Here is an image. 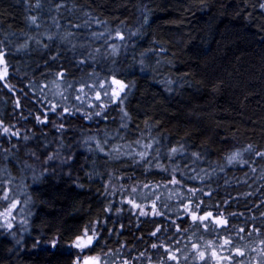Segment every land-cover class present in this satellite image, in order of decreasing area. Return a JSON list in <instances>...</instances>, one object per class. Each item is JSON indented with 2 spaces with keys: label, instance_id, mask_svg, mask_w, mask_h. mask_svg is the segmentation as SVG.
Returning a JSON list of instances; mask_svg holds the SVG:
<instances>
[{
  "label": "trees",
  "instance_id": "trees-1",
  "mask_svg": "<svg viewBox=\"0 0 264 264\" xmlns=\"http://www.w3.org/2000/svg\"><path fill=\"white\" fill-rule=\"evenodd\" d=\"M261 4L0 0V126L9 129L0 137V208L6 186L23 183L27 212L11 233L0 229V264H73L70 245L85 228L96 230L92 254L106 264H177L165 248L178 264L215 263L200 261L193 243L211 244L228 264H264ZM113 76L127 85L123 103L86 110L71 98L72 89L101 82L104 98ZM136 141L141 151L152 145L146 161L120 155ZM173 147L180 151L169 158ZM236 152L247 163L229 164ZM165 185L175 188L168 203L177 212L161 203ZM151 186L156 212L139 217L127 201L137 200L133 188ZM189 205L198 215L222 214L227 226L194 224ZM225 239L232 244L221 248Z\"/></svg>",
  "mask_w": 264,
  "mask_h": 264
},
{
  "label": "snow or ice",
  "instance_id": "snow-or-ice-1",
  "mask_svg": "<svg viewBox=\"0 0 264 264\" xmlns=\"http://www.w3.org/2000/svg\"><path fill=\"white\" fill-rule=\"evenodd\" d=\"M37 6H39V5H37ZM58 7H60V5H58ZM260 7L262 9H264V4H261ZM31 19H32V23L35 24L36 18L33 17ZM36 26L39 27L38 24ZM75 27H79V25H75ZM69 35H71V33H69ZM117 36L121 40L124 39V37L119 32H117ZM48 39L51 40L52 37L49 36ZM37 43H39V41H37ZM45 47H47V46H45ZM96 51H99V49H96ZM52 59H55V57H52ZM3 62H4V53L2 51H0V63H3ZM84 62L85 61H83V60L80 61V63H84ZM64 75H65L64 72H58L57 73V77L60 79H63ZM0 79H3V76H0ZM111 83L113 85H116L115 88L111 89V97H110L111 102L116 103L119 101L120 103H123V101L121 99V94L124 93L127 85L123 81L115 78V76L112 77ZM5 86L7 87V85H5ZM99 86H100V88H104V83L101 82ZM79 92L83 93L84 95H87V93H84L83 86L79 89ZM108 94H109V90L105 89L104 95L107 96ZM61 95H63V93H61ZM75 99L81 100V95H79V94L76 95ZM95 99L97 101L101 100V93L99 91L96 92ZM81 102L83 103L84 101L81 100ZM89 107H93V105H89ZM99 107L101 109H103L105 107V105L103 103H100ZM53 109H54V106H53ZM64 111L67 113L68 109L65 108ZM69 114H71V113H69ZM95 115L100 116L101 112L97 111L95 113ZM127 115L128 114L125 112L124 116H127ZM37 120H40V117H37ZM43 122H46V119ZM121 126L125 127L126 125L122 124ZM3 131H4V133H8L9 129L7 127H5V128H3ZM11 135L17 136L18 133L12 132ZM25 139H26V137H25ZM136 143L139 144L140 141H136ZM97 147L99 148V150L101 152H103V148H101L99 146V144L97 145ZM151 147H152L151 144H146V145H144L145 151L136 152L135 155L138 156L140 158V160L146 161L148 158V154H149L147 150L151 149ZM249 150H251V146H249ZM114 151L119 152V149L118 148L114 149ZM179 151L180 150L175 148V147L171 148L169 158H172V155L178 153ZM105 155H107V153H105ZM256 155L261 157V158H264V152H256ZM240 156H241L240 152H236V153L232 154L231 156L227 157L228 163L232 164L233 161L239 162L241 164L247 163L246 161H243V160H237V158ZM49 159H51V157H49ZM252 171L255 172L256 169L253 168ZM262 178H264V176H262ZM170 183L175 185V184H179L180 181L178 179H176L175 176H173ZM132 191L135 192L136 189L133 188ZM197 191H202V189H198V188H189L188 189V192L190 194H192L193 196L195 195V193ZM204 195H211V193L206 192V193H204ZM247 195L251 196L252 193H248ZM3 199L7 201L8 200L7 195H5L3 197ZM127 202L129 204H131V206L133 208H140V205L137 204L134 200H128ZM18 203H19V201H15V200L10 201L8 203V206L6 207L5 212L0 213V215L14 219V217L11 216V213L16 208ZM262 203H264V201H262ZM152 210L155 213V211H156L155 204L152 205ZM105 211H109V209H105ZM185 211L188 213L190 219L192 220V222L194 224H196V223L204 224V222L209 220V218H212L213 222L218 226H225L226 227L227 223H228L227 219L223 218L222 214H220L216 217H213L211 212H206L203 215H198L195 211L191 210V205L186 207ZM140 214L141 215H147V213H145L143 210H141ZM156 214H158V213H156ZM5 226L10 229L12 227V224L6 220ZM204 226H205V228H207L206 224H204ZM254 230L257 233H259V231H260L259 228H254ZM158 231H159V229L156 230V232H158ZM177 231H180L179 227H177ZM239 231L244 232L245 230H244V228H240ZM156 232H152L151 235L155 236ZM249 235H251V233H249ZM97 241H98V238H97L95 229L85 228L82 234L77 235L75 237L74 241L72 242V244L70 245V247H74L75 249L78 250L76 259L73 261V264H106L105 261H102V258L100 256L92 254V252L95 251L94 243H96ZM260 243L264 244V240L260 241ZM231 244H232V241L230 239H225L223 242V245H221L220 247L223 248V247L231 245ZM151 246L154 249L157 248V244H155V243H153ZM53 247H55V242L53 243ZM191 247L195 250V254L200 261H205L206 257H207L208 259L214 260L216 262V264H221L222 261L231 259V257H225V256L219 255L218 251L216 249L212 248L211 244H209L204 250H201L200 246L197 243H193L191 245ZM164 251L168 254L169 260L176 261L178 264V258L173 251H171L168 248H165ZM209 251H210V256H209ZM253 251H256V249H253ZM235 255L242 257L245 255V252L242 251L240 248H236L235 249ZM259 255L264 256V249H261L259 251ZM124 264H128V261L125 260Z\"/></svg>",
  "mask_w": 264,
  "mask_h": 264
},
{
  "label": "rangeland",
  "instance_id": "rangeland-1",
  "mask_svg": "<svg viewBox=\"0 0 264 264\" xmlns=\"http://www.w3.org/2000/svg\"><path fill=\"white\" fill-rule=\"evenodd\" d=\"M116 37H118L116 35ZM116 39V38H114ZM120 40V38H118ZM3 73H5V69L2 66V63H0V75H2ZM100 84H97L96 87L93 88H84V93H87V95H84L83 93L79 92L80 88H74L71 91V98L78 104L81 105L82 107H84L86 110L91 109L92 107H89V105H94V103L100 104H106L107 101L111 102L110 98H107V96H104V98L101 96V100L97 101L95 99V94L97 91L101 92V88L99 86ZM115 88V86H111L108 90H109V94L111 97V89ZM126 90V89H125ZM125 92V91H124ZM81 95V100L84 101L83 103L81 102V100H77L75 99L76 95ZM122 95L121 94V99H122ZM112 103V102H111ZM116 103H120L119 101ZM4 134L3 129L0 126V137ZM143 148V144L139 143L136 145H125L123 144V148L120 149V155L121 156H126V157H133V155H135L136 152H140ZM18 188L15 190L14 187H12V184H10V186H6V193L5 195H7L8 200H2V204H1V208H0V213H4L6 210V207L8 206V203L10 201H19V203L17 204L16 208L12 211L11 216L14 217V219L12 218H8L5 217L3 215H0V229L3 228V231H8L9 233H11L18 224L24 222V220L26 219L27 216V212H26V188L24 186V184L22 183H18ZM15 186V184H14ZM144 189V188H143ZM127 190H129V188H127ZM126 190V191H127ZM120 191H124L123 189H120ZM137 194V200L136 203L140 205V208H133L132 210L134 212H136V214H138L139 217H145L148 215H152L154 214L153 210H152V205H153V197L156 196V194H154V186L151 187H147L144 190H136ZM158 192H160L161 196V203L166 204L164 205V208L168 211H174L177 212V210L175 209V207H173L171 204L168 203L169 199H175L176 198V191L174 187L165 185L161 190H159ZM127 194V192H126ZM125 194V195H126ZM4 195V196H5ZM19 197H18V196ZM152 201V203H150ZM141 210H143L145 213H147V215H141ZM156 212V211H155ZM8 221L12 224V227L9 229L8 227L5 226V221ZM229 261V260H228ZM216 264V262L214 263ZM221 264H228L227 262L222 261ZM239 264V263H236ZM241 264V263H240ZM256 264V263H255Z\"/></svg>",
  "mask_w": 264,
  "mask_h": 264
},
{
  "label": "water",
  "instance_id": "water-1",
  "mask_svg": "<svg viewBox=\"0 0 264 264\" xmlns=\"http://www.w3.org/2000/svg\"><path fill=\"white\" fill-rule=\"evenodd\" d=\"M113 85V84H112ZM113 86H115L116 87V85H113Z\"/></svg>",
  "mask_w": 264,
  "mask_h": 264
}]
</instances>
